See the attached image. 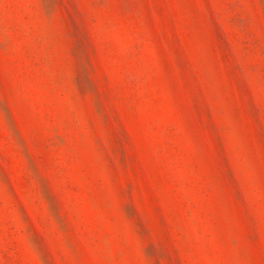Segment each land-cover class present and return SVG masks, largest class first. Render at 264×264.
Listing matches in <instances>:
<instances>
[{"label":"rangeland","instance_id":"374dc122","mask_svg":"<svg viewBox=\"0 0 264 264\" xmlns=\"http://www.w3.org/2000/svg\"><path fill=\"white\" fill-rule=\"evenodd\" d=\"M0 264H264V0H0Z\"/></svg>","mask_w":264,"mask_h":264}]
</instances>
